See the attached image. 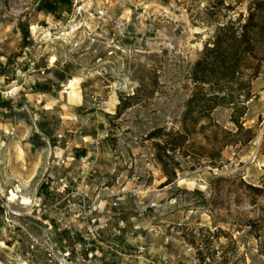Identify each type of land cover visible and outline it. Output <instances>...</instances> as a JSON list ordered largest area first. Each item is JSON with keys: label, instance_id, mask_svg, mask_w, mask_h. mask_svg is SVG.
I'll return each instance as SVG.
<instances>
[{"label": "rangeland", "instance_id": "obj_1", "mask_svg": "<svg viewBox=\"0 0 264 264\" xmlns=\"http://www.w3.org/2000/svg\"><path fill=\"white\" fill-rule=\"evenodd\" d=\"M68 1L0 0V264H264V0ZM249 9L252 137L210 165L196 125L162 185L147 135L181 128L204 42Z\"/></svg>", "mask_w": 264, "mask_h": 264}, {"label": "trees", "instance_id": "obj_2", "mask_svg": "<svg viewBox=\"0 0 264 264\" xmlns=\"http://www.w3.org/2000/svg\"><path fill=\"white\" fill-rule=\"evenodd\" d=\"M60 5L52 2L47 6L50 12L69 10L71 2L59 0ZM46 8V9H47ZM237 24V25H236ZM257 14L249 9L244 23L229 20L217 24L213 33L203 44V56L196 61L193 69V83L196 91L189 98L186 110L181 120V128L177 131H165L157 128L147 135L153 140L155 159L166 177L162 185H167L176 179V166L174 157L176 153L188 156L189 139L195 134V126L199 125L198 133L202 137L218 143V147L208 149L201 146V150L210 159V165H216L221 158L222 149L231 143H236L235 137L245 132L252 137L251 130L245 129L241 122L246 106L251 99L249 83L259 72L260 61L251 62L255 58L252 33L257 29ZM247 75L244 70H250ZM209 87L204 92L203 86ZM224 106L231 108L230 121L236 126L232 132L222 128L214 118L212 112L215 108ZM264 141V131L262 133ZM254 191H260L253 187Z\"/></svg>", "mask_w": 264, "mask_h": 264}, {"label": "built area", "instance_id": "obj_3", "mask_svg": "<svg viewBox=\"0 0 264 264\" xmlns=\"http://www.w3.org/2000/svg\"><path fill=\"white\" fill-rule=\"evenodd\" d=\"M82 159H84V158H82ZM84 162H85L86 165L89 164V161L87 159H84ZM135 178L138 180L140 178V176L139 175H136ZM117 200H118V198H116L115 201H113L111 204L113 206H117V204H118ZM91 221L94 222V219L91 220Z\"/></svg>", "mask_w": 264, "mask_h": 264}]
</instances>
